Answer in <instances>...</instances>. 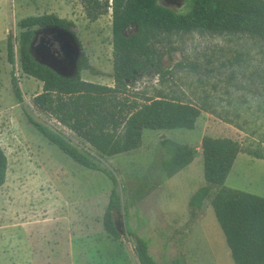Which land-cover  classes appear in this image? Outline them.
<instances>
[{
	"label": "rangeland",
	"instance_id": "374dc122",
	"mask_svg": "<svg viewBox=\"0 0 264 264\" xmlns=\"http://www.w3.org/2000/svg\"><path fill=\"white\" fill-rule=\"evenodd\" d=\"M160 3L178 11L186 7L185 0ZM48 13L75 22L83 49L100 72L83 70L82 78L114 84L111 10L91 20L80 0H0V146L8 158L0 187V264H140L129 229L150 240V253L160 264H181L176 237L192 224L187 221L188 202L205 184L203 137H231L244 151L264 148V45L246 35L202 30L178 31L153 44L160 65L130 81L131 97L142 103L144 97L177 98L200 106L202 113L193 128L145 129L139 148L107 156L33 101L42 84L21 71L23 29L18 22ZM43 34L72 61L68 75H74L81 57L76 38L46 28L38 32L37 41ZM9 39L14 65L7 59ZM13 79L22 90V102L15 96ZM24 109L73 144L91 149L100 164L114 172L123 203L116 215L120 238L103 225L111 180L50 143L26 119ZM164 138L197 151L186 172L167 182L161 167ZM226 185L264 196V159L239 153Z\"/></svg>",
	"mask_w": 264,
	"mask_h": 264
},
{
	"label": "trees",
	"instance_id": "16d2710c",
	"mask_svg": "<svg viewBox=\"0 0 264 264\" xmlns=\"http://www.w3.org/2000/svg\"><path fill=\"white\" fill-rule=\"evenodd\" d=\"M86 16L97 20L112 11L114 84L85 80L81 71L100 72L90 63L73 20L53 13L31 15L19 20L20 64L23 71L43 82L33 101L102 155L114 156L141 146L145 129L193 128L202 113L196 104L164 96L131 97L130 81L136 75L160 65L152 45L178 31L202 30L212 33L246 35L264 45V0H185V9L175 10L160 0H80ZM54 28L71 33L81 47L74 75H63L39 61L32 51L38 32ZM7 59L15 64L14 44L7 43ZM14 93L22 102V90L13 79ZM26 119L50 143L78 164L104 173L112 183L103 217L105 231L120 238L116 215L123 203L114 172L100 164L91 149L73 144L60 132L36 120L27 110ZM166 155L161 167L172 177L196 157V148L169 138L160 141ZM205 184L189 200L191 227L203 212L207 199L225 233L236 264H264V196L231 188L226 180L241 152L264 159V148L244 151L231 137L205 135L202 139ZM8 158L0 146V187L5 183ZM160 183V181H158ZM183 232V231H182ZM140 264H160L150 253V240L132 229ZM181 234V233H180ZM177 240V239H176Z\"/></svg>",
	"mask_w": 264,
	"mask_h": 264
},
{
	"label": "crops",
	"instance_id": "0c3cea01",
	"mask_svg": "<svg viewBox=\"0 0 264 264\" xmlns=\"http://www.w3.org/2000/svg\"><path fill=\"white\" fill-rule=\"evenodd\" d=\"M17 65L19 69L20 64L17 63ZM21 71L25 75H28L23 69ZM34 78L35 77L31 76V79ZM39 82L43 86V82L41 80H39ZM188 166L189 165L184 167L172 177H167L165 175V182L173 180L175 176L185 173L189 168ZM161 184L160 187L164 189L166 185ZM212 207L211 200L207 199L203 212L195 224L191 227L188 226L186 232L177 234V260H179L181 264H236L214 208V211H211Z\"/></svg>",
	"mask_w": 264,
	"mask_h": 264
},
{
	"label": "water",
	"instance_id": "95a60500",
	"mask_svg": "<svg viewBox=\"0 0 264 264\" xmlns=\"http://www.w3.org/2000/svg\"><path fill=\"white\" fill-rule=\"evenodd\" d=\"M32 51L42 63L50 66L56 72L68 75L73 69V63L66 58L56 42L47 34H43L33 45Z\"/></svg>",
	"mask_w": 264,
	"mask_h": 264
}]
</instances>
